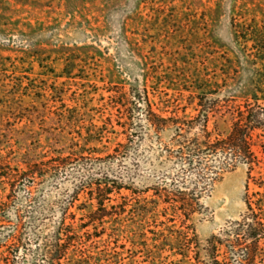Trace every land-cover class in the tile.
Instances as JSON below:
<instances>
[{"label":"rangeland","instance_id":"obj_1","mask_svg":"<svg viewBox=\"0 0 264 264\" xmlns=\"http://www.w3.org/2000/svg\"><path fill=\"white\" fill-rule=\"evenodd\" d=\"M255 96L264 105V0H0V264H49L57 241L55 264H249L210 242L250 212L248 166L215 174L219 158L192 143L200 102L224 136ZM89 183L113 190L103 208ZM249 195L256 208L264 181Z\"/></svg>","mask_w":264,"mask_h":264},{"label":"trees","instance_id":"obj_2","mask_svg":"<svg viewBox=\"0 0 264 264\" xmlns=\"http://www.w3.org/2000/svg\"><path fill=\"white\" fill-rule=\"evenodd\" d=\"M141 95H138L140 98ZM146 104L149 109L147 112V118L149 121H154L151 119L150 115H156L151 108V103L148 96H145ZM254 102H247L245 104V109L238 108V115L236 120L233 123L231 131L222 136H213L212 131L208 129L207 122L209 118L208 109H204V104L199 103L201 106V110L199 116H202L203 119V128L202 130V138L195 137L192 145V153L200 155V152H205L208 154H212V156L219 158L217 165L214 168L215 174H217L221 169H229L234 168L239 162H243L248 166V180H247V192H246V202L248 205L249 213L242 221H237L235 226L231 228L227 234L230 238L225 242L222 240L220 236L214 235L210 242H212L213 248H216L219 244L226 245L231 253L238 254V256H242L243 260L247 263L254 264L256 259L264 254V245H261V241L264 239V200H259L257 203V207L253 206V201L251 200V196L249 195V185L250 181L253 180L255 183H262L264 181V173L262 169H264L263 158H261L257 152L254 150V130L257 128H263L264 130V105L259 103L260 98L258 96L254 97ZM264 100V96H263ZM202 101V100H200ZM159 117L160 123L158 126L165 129L168 127L174 128L178 133L183 128L181 125L183 122L180 118L175 117ZM129 122L126 121V124H122L124 127H127ZM264 134H260L262 136ZM263 152H264V144H262ZM73 157L71 155L61 157L59 156L54 160V163L51 165L52 168H57L63 162L70 163L72 162ZM189 163H193V159H189ZM263 164V165H262ZM38 167L37 164L30 166L29 169L24 173L29 176L32 174L34 176L35 173L42 174V168ZM257 172L259 177H257ZM3 174L0 172V178ZM13 182V181H12ZM13 184V183H11ZM90 186L86 185L81 187L82 189L88 188L91 189V195L96 193L94 196L98 200V205L103 208V204L105 199H110L109 194L113 191L109 186H102L101 183L95 184V188L92 183H89ZM179 195L186 194L185 191L179 190ZM176 195V194H175ZM168 199L174 198L170 197L169 194H166ZM182 198V199H181ZM175 199V198H174ZM170 201V200H169ZM182 202V205L189 204V200L185 197H180V200H175ZM181 205V207H182ZM96 213V212H95ZM71 226L66 224L65 220H63L62 225L60 226L59 234L61 231H70ZM67 237L70 238V234L68 232ZM231 234V235H230ZM233 235V238L231 236ZM12 240L16 241L17 235L16 233L10 234ZM62 244L59 241L55 244V251L51 255L49 264H55L56 259H60L66 249L62 248ZM228 250V251H229ZM241 252V253H239ZM57 254V256H54ZM226 259L227 254L224 255ZM229 257V256H228ZM213 264H225L222 261H219L217 257H213ZM227 264V262H226Z\"/></svg>","mask_w":264,"mask_h":264}]
</instances>
